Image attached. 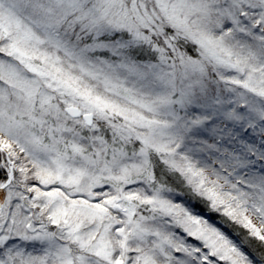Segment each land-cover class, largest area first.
Listing matches in <instances>:
<instances>
[{
	"label": "snow or ice",
	"instance_id": "1",
	"mask_svg": "<svg viewBox=\"0 0 264 264\" xmlns=\"http://www.w3.org/2000/svg\"><path fill=\"white\" fill-rule=\"evenodd\" d=\"M0 264H264V0H0Z\"/></svg>",
	"mask_w": 264,
	"mask_h": 264
},
{
	"label": "rangeland",
	"instance_id": "2",
	"mask_svg": "<svg viewBox=\"0 0 264 264\" xmlns=\"http://www.w3.org/2000/svg\"><path fill=\"white\" fill-rule=\"evenodd\" d=\"M219 222V220H215L214 221V223H217V226L218 227H221V229L223 230V231H225V233L226 234H228L229 236H231V237H233L234 239H236L237 241H238V238L231 232V230L225 225V224H220V223H218ZM177 231H179V230H177ZM190 239V238H189ZM190 242H192V243H196L195 241H191V239H190ZM244 250L246 251V252H250L251 250L249 249V248H247V247H245L244 248Z\"/></svg>",
	"mask_w": 264,
	"mask_h": 264
},
{
	"label": "trees",
	"instance_id": "3",
	"mask_svg": "<svg viewBox=\"0 0 264 264\" xmlns=\"http://www.w3.org/2000/svg\"><path fill=\"white\" fill-rule=\"evenodd\" d=\"M209 218H210V220L212 221V222H214L215 220H220V218H219V216L217 215V214H215V213H211V214H209ZM230 230H231V232L235 235V231H234V229L232 228V227H230V226H228L227 224H225ZM238 238V240H239V237H237ZM251 250V249H250Z\"/></svg>",
	"mask_w": 264,
	"mask_h": 264
}]
</instances>
